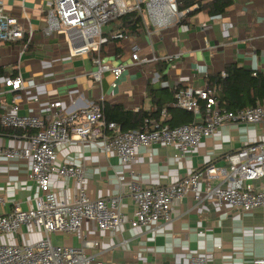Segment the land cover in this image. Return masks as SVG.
I'll return each mask as SVG.
<instances>
[{
    "label": "crops",
    "instance_id": "crops-1",
    "mask_svg": "<svg viewBox=\"0 0 264 264\" xmlns=\"http://www.w3.org/2000/svg\"><path fill=\"white\" fill-rule=\"evenodd\" d=\"M0 1L8 14L18 15L23 7L26 13L20 17L23 29L26 33L33 31L32 41L27 45L26 38L0 43L1 115L14 96L20 97L22 114L38 116L49 114L50 102L57 99L68 110L101 102L110 108L152 113L158 106L170 107L180 88L209 85L218 74L225 77L222 73H226L228 65L237 64L264 75V0H233L221 15L198 10L180 24L161 30L154 28L150 34L142 20L136 34L120 28L117 22H108L102 28L100 56L104 61L116 65L129 63V66L117 79L104 73L101 83L91 75L96 69L93 58L72 54L64 32L45 34L46 8L51 0ZM118 32L124 33V37L115 38ZM135 46L139 47L140 58L151 60L157 56L158 61L133 63L131 55ZM178 53L182 55L170 60L162 58ZM19 74L24 89L13 91L5 86V79ZM202 110L205 114L203 103ZM154 117L159 119L161 113ZM173 118V112L167 110L166 121L170 125ZM197 119L200 117L194 116V121ZM32 132V129H1L0 146H28L25 135ZM259 139H264L261 125L225 126L204 138L184 157L176 145L140 147L131 169L138 173V182L143 187L166 186L208 164L225 166L227 154ZM57 153L58 164L85 166L86 187L94 198L126 191L118 175L128 168L115 153L107 154L92 145L82 147L77 142L59 144ZM29 169V161L0 157V193L7 200L0 204V215L6 214L15 201L24 209L33 206L38 189L27 176ZM255 185H264V178L256 180ZM52 187L59 199L67 201L75 198L78 189L71 178L56 176L52 177ZM124 202L127 222L121 231H100L94 222L88 221L79 232L53 234V242L79 245L82 236H89L99 239L102 248L121 244L104 255L107 264H190L194 256L208 251L215 253L209 264H251L255 257L264 255V207L233 212L229 206L219 207L214 199L197 206L194 196L189 195L175 202L173 223L152 233L144 226L130 227L132 207L129 198ZM41 235L40 231L24 228L18 235L4 236L1 241L33 242ZM124 240L126 243L122 244Z\"/></svg>",
    "mask_w": 264,
    "mask_h": 264
},
{
    "label": "built area",
    "instance_id": "built-area-1",
    "mask_svg": "<svg viewBox=\"0 0 264 264\" xmlns=\"http://www.w3.org/2000/svg\"><path fill=\"white\" fill-rule=\"evenodd\" d=\"M181 0H51L47 4L48 26L45 34L64 32L70 42L72 54L91 56L96 69L91 72L98 83L104 73L119 78L129 63L113 64L102 60L100 50L103 43V26L130 12H136L150 34L180 24L200 6L180 9ZM20 13L8 14L0 1V43L26 38V45L32 41L33 31L23 29ZM153 26L152 28L150 27ZM155 28V29H154ZM115 38L124 37L118 32ZM25 45V46H26ZM23 49V48H22ZM139 47L131 55L134 62H155L140 58ZM181 53L164 55L162 58L181 56ZM226 76V73H222ZM13 91L25 88L23 77L4 80ZM0 93H3L1 91ZM19 96L6 105L0 122L4 127L32 129L25 135L28 146H0V157L30 162L28 178L37 186L38 192L33 206L24 209L20 202H12L11 209L0 215V264H107L104 255L118 249L121 244L102 248L99 239L82 236L79 245H65L53 242L55 233L72 234L83 229L86 222H94L100 231L119 232L127 216L124 211L127 197L132 207L128 220L131 228L146 227L156 233L174 221L173 210L176 201L193 195L196 205L214 199L219 207L229 206L233 212H248L264 207V185L255 181L264 178V139L247 143L225 156L226 165L208 164L196 169L176 182L166 186L143 187L139 175L131 166L140 147L153 144L176 145L180 156L197 148L204 138L213 136L220 128L231 125H261L264 128V101L254 106L230 110L221 106L217 98V87L187 86L177 90L171 106L190 111L197 121L172 126L166 121L167 110L161 117L146 118L141 129L121 130L116 121L108 120L104 104L91 102L84 107L68 110L61 100L50 102V113L44 116L22 114ZM202 103H205L203 114ZM77 142L82 147L92 145L105 153H115L127 172L118 175L126 191L94 198L86 187V168L83 164H58L57 146ZM67 177L77 185V194L70 201L61 200L52 187V177ZM213 179L217 183L213 184ZM7 202L0 193V204ZM24 228L40 231L41 237L33 242H2L4 236L18 235ZM200 233H203L201 230ZM126 243L124 240L122 242ZM214 251L194 256L190 264H209ZM251 264H264V255L255 257Z\"/></svg>",
    "mask_w": 264,
    "mask_h": 264
},
{
    "label": "trees",
    "instance_id": "trees-1",
    "mask_svg": "<svg viewBox=\"0 0 264 264\" xmlns=\"http://www.w3.org/2000/svg\"><path fill=\"white\" fill-rule=\"evenodd\" d=\"M195 3L199 4V10L201 11H207L210 15H221L232 5L233 0H181L179 8L183 9ZM112 22L119 23V27L127 30L130 34H136L137 29L141 26V18L136 12L124 14ZM225 71L227 73L225 77L222 78L218 74L217 77L213 76L209 83V85L217 87V98L221 106L230 110H237L254 106L258 100H264V75L262 73L238 66L237 64L228 65ZM203 108H205V103H203ZM163 109L162 106H158L157 110L152 113L146 111L132 112L122 110L121 107L115 106L114 108H110L104 105L106 118L117 121L123 131L141 129L146 118L158 115ZM165 109L173 112L174 118L170 122L172 126L194 121V115L190 111L174 106L166 107ZM176 119L178 121L173 122ZM1 129L23 130L4 127L0 123Z\"/></svg>",
    "mask_w": 264,
    "mask_h": 264
},
{
    "label": "rangeland",
    "instance_id": "rangeland-1",
    "mask_svg": "<svg viewBox=\"0 0 264 264\" xmlns=\"http://www.w3.org/2000/svg\"><path fill=\"white\" fill-rule=\"evenodd\" d=\"M105 28V27H104Z\"/></svg>",
    "mask_w": 264,
    "mask_h": 264
}]
</instances>
